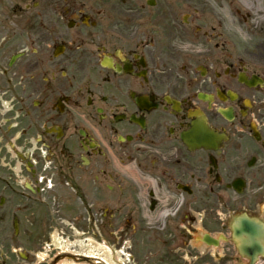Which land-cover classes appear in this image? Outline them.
<instances>
[{
  "label": "flooded vegetation",
  "instance_id": "flooded-vegetation-1",
  "mask_svg": "<svg viewBox=\"0 0 264 264\" xmlns=\"http://www.w3.org/2000/svg\"><path fill=\"white\" fill-rule=\"evenodd\" d=\"M242 1L0 0V264H95L93 228L133 264H239L223 233L264 226V0Z\"/></svg>",
  "mask_w": 264,
  "mask_h": 264
},
{
  "label": "bare ground",
  "instance_id": "bare-ground-1",
  "mask_svg": "<svg viewBox=\"0 0 264 264\" xmlns=\"http://www.w3.org/2000/svg\"><path fill=\"white\" fill-rule=\"evenodd\" d=\"M79 246V254H86L90 259H93L94 256L98 255L100 264H123V261L119 259L121 258V252H114L111 247L103 242L98 243V241L89 238L88 241L85 242L79 240ZM62 250L66 251L67 249L63 248ZM72 263L73 261H67L66 259L60 262V264Z\"/></svg>",
  "mask_w": 264,
  "mask_h": 264
},
{
  "label": "rangeland",
  "instance_id": "rangeland-1",
  "mask_svg": "<svg viewBox=\"0 0 264 264\" xmlns=\"http://www.w3.org/2000/svg\"><path fill=\"white\" fill-rule=\"evenodd\" d=\"M247 1H249V0H247ZM233 2V4H235V5H237L234 1H232ZM238 6V5H237ZM86 232V231H85ZM87 233H89V229H88V232ZM125 246H127V249H126V251L129 253V254H133L134 253V247H135V245H133V244H130V243H127ZM226 264H233L232 263V261H227V263Z\"/></svg>",
  "mask_w": 264,
  "mask_h": 264
}]
</instances>
